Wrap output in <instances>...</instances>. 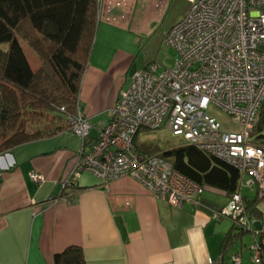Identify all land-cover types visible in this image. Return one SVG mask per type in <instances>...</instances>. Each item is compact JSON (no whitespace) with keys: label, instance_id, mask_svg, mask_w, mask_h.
<instances>
[{"label":"crops","instance_id":"obj_1","mask_svg":"<svg viewBox=\"0 0 264 264\" xmlns=\"http://www.w3.org/2000/svg\"><path fill=\"white\" fill-rule=\"evenodd\" d=\"M177 1L188 4L100 0L79 91L89 139L109 121L131 67L138 60L145 66L139 50ZM82 143L65 126L0 153V264H54L55 254L69 246L81 248L84 264H235L233 256L239 257L238 264H252L249 247H242L244 236L229 235L231 220H219L216 209L229 199L224 191L205 186L199 205L191 210L154 197L129 176L103 186L92 174L82 173L63 190L62 180ZM30 172L42 175L43 182L32 181ZM262 200L256 202L261 219L251 217L260 223V233Z\"/></svg>","mask_w":264,"mask_h":264},{"label":"built area","instance_id":"obj_2","mask_svg":"<svg viewBox=\"0 0 264 264\" xmlns=\"http://www.w3.org/2000/svg\"><path fill=\"white\" fill-rule=\"evenodd\" d=\"M187 2L188 9L164 34V43L176 54L172 68L158 72L152 64L130 69L109 121L94 139H89L90 124L79 98L74 112L66 113L68 129L83 143L62 187L71 186L82 173L92 174L103 186L129 176L171 206L195 209L204 187L159 153L135 146L139 132L166 128L181 143L237 169L239 191L228 193V202L216 211L254 234L250 260L264 264V233L254 229L240 193L245 186L264 197V147L251 135L264 102V0ZM210 108L223 113L226 123L209 113ZM29 177L43 182L38 173ZM233 261L238 264L239 257Z\"/></svg>","mask_w":264,"mask_h":264},{"label":"trees","instance_id":"obj_3","mask_svg":"<svg viewBox=\"0 0 264 264\" xmlns=\"http://www.w3.org/2000/svg\"><path fill=\"white\" fill-rule=\"evenodd\" d=\"M97 7V0H0V44H6L0 49V153L67 127L66 113L74 112L92 48ZM148 133L141 131L135 137L138 150L159 153L180 174L203 187L227 194L239 191L240 174L232 165L193 145L160 147L148 137L138 139ZM251 135L253 142L264 147V102ZM259 198L257 192L242 195L244 211L258 220L262 217L256 206ZM231 223L229 235L254 236ZM54 264H84L81 248H65L55 254Z\"/></svg>","mask_w":264,"mask_h":264},{"label":"rangeland","instance_id":"obj_4","mask_svg":"<svg viewBox=\"0 0 264 264\" xmlns=\"http://www.w3.org/2000/svg\"><path fill=\"white\" fill-rule=\"evenodd\" d=\"M185 6H187L185 9L186 11L188 9V4L185 5V2L177 1L173 3L170 10L168 11V13L164 18V22L159 26L158 29L156 28V30L154 31L152 35V39L145 44L144 48L139 50L138 57L142 59V62H144L145 66L156 64L158 66V70H157L158 72L162 71L165 68L170 69L174 66L176 54L173 48L167 46L164 43V36H165L164 34L171 26V25H167V23L169 22L168 24H171V22L179 18ZM5 48H6V44H0V49H5ZM24 51L27 54L28 60L31 62L33 66H35L36 61L33 59L32 54L30 53L29 49L26 46L24 47ZM209 113L215 115L216 118L221 123H226L225 121L226 116L217 109L210 108ZM147 137L149 139H153V141H156L160 147L165 146L166 144L178 145L182 142L180 137L172 135V133L166 128H161L159 130L152 131L151 133H148L147 136L145 135L139 136L138 139L143 140L144 138ZM240 191H242L243 195H250V196L254 195V193L250 192L245 186L241 187ZM262 199L264 198H260L259 201H261ZM219 216H220L219 220L221 221L225 220L227 223L230 222L228 218L222 217L221 215ZM242 242H243L242 245L243 248L249 247L250 244L252 243V234L246 233L243 237Z\"/></svg>","mask_w":264,"mask_h":264},{"label":"water","instance_id":"obj_5","mask_svg":"<svg viewBox=\"0 0 264 264\" xmlns=\"http://www.w3.org/2000/svg\"><path fill=\"white\" fill-rule=\"evenodd\" d=\"M140 58V57H139ZM140 66V61L138 60V62L137 63H135L132 67H131V70L133 69V68H136V67H139ZM253 226H254V229L255 230H259L260 229V223L258 222V221H255L254 223H253Z\"/></svg>","mask_w":264,"mask_h":264}]
</instances>
